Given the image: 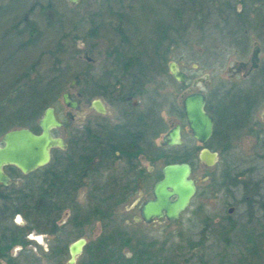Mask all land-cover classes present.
<instances>
[{"label": "flooded vegetation", "instance_id": "1", "mask_svg": "<svg viewBox=\"0 0 264 264\" xmlns=\"http://www.w3.org/2000/svg\"><path fill=\"white\" fill-rule=\"evenodd\" d=\"M45 1L49 6L48 0ZM235 6L237 13H240V20L237 23L224 24V30L226 37L233 40L231 43L237 44L236 49L241 55L226 67L227 84L223 87L226 97L222 103L214 106H209L206 94L202 91L212 88L209 74L198 75L188 84L189 75L176 62L178 68L187 74L186 81H177L169 72L171 60L165 54L149 58L131 54V50L126 52L118 46L119 53L123 55H106L105 61L99 63L95 72L92 71L93 59L82 54L81 87L74 96L62 91L68 94L70 100L76 102L77 108L72 109L64 105L67 109L63 113L66 122H63L60 121L59 111L52 106L55 118L61 123L58 128L63 130V135L58 136L50 132L52 137L62 140L63 147L52 146L47 163L28 173L22 174L12 166L3 168L9 181L7 184L0 183V195L5 194L4 189L8 187L18 188L27 181H36V175L44 172L48 173L52 188L57 184L56 187L61 189L58 176L64 177L65 194L59 199L53 198L61 210L48 217L46 230H33L38 239L47 241L44 247H38L35 252L29 248H20L25 256H30L34 261H31L32 264H101L104 232L101 229L99 235L90 242L84 233L92 224H96V228H100L103 223L109 225L116 210L122 206H127L126 213H129V218H124L123 221L135 227L142 223L148 225L158 221H175L165 216L144 221L140 208L147 200L154 199V184L162 178V168L172 163L168 162V159L183 152L178 149L182 147L183 141L180 144L167 145L166 140L168 131L176 125L180 126L182 140L181 121L187 126L183 99L189 93L199 91L205 95V110L213 118V132L204 146L208 147L207 143L214 135L216 118L225 115L227 109L235 106L239 114L235 117L234 125L230 123L223 128L217 140L226 142L239 132L245 133L244 135L253 141L249 158H264V0H237ZM203 13L211 17L214 9L205 8ZM116 31L123 32L124 29ZM128 38L123 35L120 41L125 44ZM84 51L88 53L86 49L82 53ZM166 78H170L174 83L186 85L179 91L180 102L174 103L171 100L169 109L165 98ZM69 84L70 82L67 87L71 89L73 84ZM94 101H97L102 111L94 107ZM76 118H79L78 128L69 127V124L76 122ZM192 150L190 148L187 151ZM216 152L218 156L215 164L220 153ZM158 161H165V164L156 171L155 163ZM199 161L206 166L200 159ZM188 163L193 169L192 162ZM231 169L229 167L225 172H231ZM191 177L196 182L192 172ZM105 190L114 191L119 200L103 201L101 197L102 193L105 195L107 192H104ZM56 196L55 192L53 197ZM108 203L111 209L102 216L101 208ZM186 210L181 212L180 216ZM233 213L234 207L231 206L228 208V215L222 217L225 223L233 221ZM37 228L40 226L37 225ZM79 233L81 235L77 236ZM70 235L77 236L73 241L79 238L84 240L80 252L74 256L72 262L68 246L73 241L66 244V239H63ZM128 237L131 240L134 235L131 233ZM130 256L132 253L127 257Z\"/></svg>", "mask_w": 264, "mask_h": 264}, {"label": "rangeland", "instance_id": "2", "mask_svg": "<svg viewBox=\"0 0 264 264\" xmlns=\"http://www.w3.org/2000/svg\"><path fill=\"white\" fill-rule=\"evenodd\" d=\"M49 1V8L40 11L38 5H45V0H19L12 3L16 5L15 7L13 5L7 8L4 17L0 16V38L14 37L6 31L10 23L19 22L20 18L27 17L38 29L37 35H31L33 43L26 44L19 51H16L15 46L7 50L0 44V60L4 57L6 59L4 65L0 64V91L5 89L7 83L15 81V78L31 65L35 75L48 74L52 70L51 65L55 57L60 61L56 66L58 70L68 76L80 74L81 77L84 49L88 50L86 56L93 59L92 71L95 72L99 63L105 61L104 57L114 48L119 46L120 49L129 52L131 45L133 47L131 52L140 51L142 45L156 39L157 36L153 34L154 27L167 22L173 29L168 32L169 40L162 46L166 50L165 45L171 40L164 54L169 60L177 62L189 75L188 84L198 75L209 74L212 88L202 89L209 106L225 100L223 87L227 84L226 67L241 54L236 49L237 44L231 43L233 40L226 37L224 23L219 21L215 14L211 18L206 15L205 19L195 17L193 11H188L187 4L184 5V0H77L74 5L64 0ZM8 2L9 0H1L0 4L6 5ZM180 6L185 8V11L182 8V13L177 9ZM118 15H123V18L120 19ZM19 23L21 27L22 22ZM115 25L122 27L116 28ZM118 29H124L125 32L116 31ZM123 35L129 37V45L120 41ZM14 38L17 45L25 41L27 35ZM8 44H13V39H10ZM148 48L149 51L143 50L146 57H156L152 45ZM71 80L69 78L65 81L62 91L74 96L82 83L79 79L69 89L67 85ZM165 81L167 94L165 98L169 109L171 100L174 103L180 102L179 91L186 85L174 83L170 78H166ZM11 107L12 104H9L8 108ZM53 107L59 111L60 121L66 122L63 113L67 108L62 103L60 94L56 97ZM42 110L43 108L37 119ZM78 120L79 118H76V122L68 126L78 128ZM181 122L183 142L182 147L178 149L179 152L193 149L195 156L191 163L192 175L197 184L196 192L187 210L173 222L158 221L148 225L142 223L135 227L123 221L124 218H129V213H126L127 206H122L116 210L112 218L116 222L112 221L109 225L103 223L100 228L92 224L87 228L84 236L88 242L98 236L101 229L104 234L112 233L111 235L116 239L119 236L128 237L132 233L134 238L130 240V246L121 247V252L126 256L135 252L137 247L149 244L152 253L169 264H201V257L207 260V264H223L226 259L224 254L229 255L238 250L237 242L243 241L246 245L244 240L237 239L240 236L237 234L238 231L237 235L232 233L228 235L233 243L227 246L222 241L224 235L217 233L219 226L226 224L222 217L228 215L229 207H234L232 217L239 225L264 231V158H249L253 141L247 138L245 133L240 134V132L226 142L223 140V144H227V150L222 154L219 153L218 162L214 166L206 167L198 159L201 145L188 133L186 123ZM51 131L55 135H63V130L58 127ZM164 164L165 161L155 163L156 171ZM228 165L232 168V175L237 173L236 179L239 182L237 185L228 186L230 183L228 180L225 187L218 188L225 171L229 169ZM14 181L20 180L14 179ZM254 183L257 185L255 186ZM255 190L258 192L254 195ZM250 198L252 201L249 205ZM19 216L22 226L31 225L30 222L23 221L21 215ZM12 221L14 222V217ZM107 226L109 227L105 231ZM33 230L27 228L24 234L26 245L22 248H29L35 252L38 247H44L47 241L38 239L37 233ZM79 235L81 233L77 236ZM77 236L70 235L63 239H66L68 244ZM20 248L21 246H15L11 249L13 264L34 263ZM0 264L4 262L0 261Z\"/></svg>", "mask_w": 264, "mask_h": 264}, {"label": "trees", "instance_id": "3", "mask_svg": "<svg viewBox=\"0 0 264 264\" xmlns=\"http://www.w3.org/2000/svg\"><path fill=\"white\" fill-rule=\"evenodd\" d=\"M16 1L19 0H9L6 5L0 4V16L4 17L7 13L6 9L12 7ZM237 0H184V5L187 4L188 11H193L195 17H201L205 19L206 15L203 13V9L212 7L214 9V14L219 21L224 24L230 22H239L240 13H237V7L235 3ZM48 3L50 1L48 0ZM12 4V5H10ZM16 5H14L15 7ZM50 6V5H49ZM49 6L38 5V8L44 9ZM185 11L184 7H178L177 9L181 13ZM177 12V11H176ZM214 14L212 16H214ZM120 19L123 15H118ZM211 16V17H212ZM210 17V18H211ZM22 26L19 27V22L10 23L6 33L10 32L14 37L21 38L27 35V39L23 42H19L15 45L16 40L14 37L9 36L8 38H0V44L7 50L14 48L16 51L22 49L26 44L33 43V37L31 35L38 34V29L33 21L29 20L27 17L19 19ZM173 27L168 25L167 22L159 24L154 27L153 34H155L156 39L148 41V43L142 45V50L131 52L134 55L147 56L143 53L146 49L149 51L148 46L152 45L154 55L164 54L169 47L168 41L165 45V49L162 48L164 42L169 40L171 31ZM93 32V31H92ZM169 32V33H168ZM13 39V44H8V41ZM130 43L127 42L126 45ZM119 48H114L112 52L107 55H123L119 53ZM129 49L133 51V47L129 45ZM161 51V52H160ZM4 59V60H3ZM0 60V64L4 65L6 63L5 57ZM60 64L57 57L52 61V70L46 75H35L32 66L26 67L16 78L15 81H10L7 83L5 89L0 91V133L5 132L12 128L27 127L30 130L36 132L38 131L36 126L37 117L41 109L46 106H54L56 97L62 92V86L67 79H74L78 81L81 77L80 74H74L68 76L65 72L57 69L56 66ZM12 104L11 108L8 105ZM227 113L223 116L216 118V124L214 128V135L208 141L207 146L211 149L223 153L227 150V144H223L221 141L217 140L222 132L223 128H226L228 124L234 125L235 117L238 116L239 112L237 107H232L227 109ZM194 151L188 152L184 150L180 155H176L168 159V162H192L194 160ZM237 173L234 175L230 171L225 172L221 183L218 184L219 187L233 186L238 184L236 179ZM36 181H27L20 187H8L4 189V193L0 195V261L4 264H13V258H11V249L15 246L24 247L26 245L25 232L28 229H35L39 231L46 230L47 219L52 214H56L61 208L55 203L53 198L59 199L60 196L65 194L64 187V177L63 175L58 176L60 179L59 185L61 189L57 188L56 185L52 188L48 180V173L44 172L42 174L36 175ZM216 183V182H215ZM256 186L257 184L254 183ZM254 186V187H255ZM52 188V190H50ZM107 191V192H106ZM53 192V193H52ZM56 192V197H53ZM101 199L103 201L114 200L118 201L119 197L115 195L114 191L105 190ZM258 192V191H257ZM254 191V195L257 193ZM118 194V193H116ZM253 196V195H252ZM54 201V202H52ZM252 199L248 200L250 205ZM111 209L110 204L104 205L101 208L102 216L106 215ZM95 208L93 212H95ZM98 210V209H97ZM21 215L23 221L30 222L31 225H18L12 221V218L16 215ZM37 225L40 228H37ZM264 230V229H263ZM239 234V241L236 248L238 250L232 254H224L226 257L223 264H264V231H257L256 229L247 228L246 225H239L235 220H231L229 223L222 224L218 228V232L224 235L223 243L225 246L233 243L228 237L230 233L237 235ZM105 235L102 237V252H101V264H169L156 257L152 253L151 249L147 246H139L136 251L132 253V256L127 257L123 252H121V247H129L130 239L128 237L119 236L118 239L115 236ZM227 236V237H225ZM201 264H207V260L200 258Z\"/></svg>", "mask_w": 264, "mask_h": 264}, {"label": "water", "instance_id": "4", "mask_svg": "<svg viewBox=\"0 0 264 264\" xmlns=\"http://www.w3.org/2000/svg\"><path fill=\"white\" fill-rule=\"evenodd\" d=\"M70 4H75L77 0H66ZM86 51L83 55L86 56ZM172 77L184 82L187 74L180 70L176 62L171 61L168 66ZM70 81L69 86L73 84ZM62 103L72 109L77 108L75 101L69 99L66 92H62ZM94 107L102 111L97 101ZM206 98L202 92H192L183 99V110L187 122L188 132L199 142L201 149L198 152L199 159L206 166H213L217 159V152L204 146L213 132V118L205 110ZM60 122L55 118L52 106H46L40 117L36 121L38 131L32 132L27 127L12 128L2 133L0 136V183L7 184L8 176L4 173L5 166H12L22 174L47 163L49 149L52 146L63 147V142L58 137H52L51 129L60 126ZM180 126L176 125L167 133V145L180 144ZM191 165L188 162H172L162 168V178L154 184V199L147 200L140 208V213L144 221H151L153 217L165 216L169 220H176L181 212L186 210L191 199L196 192V182L191 177ZM17 214L14 221L22 225V221ZM84 240L79 238L71 242L68 246L70 262L77 255Z\"/></svg>", "mask_w": 264, "mask_h": 264}]
</instances>
